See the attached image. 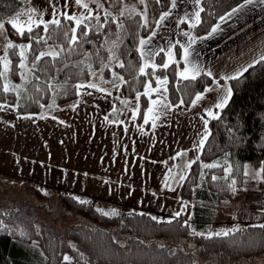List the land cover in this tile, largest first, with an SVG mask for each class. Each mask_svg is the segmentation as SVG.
<instances>
[{"label": "trees", "instance_id": "1", "mask_svg": "<svg viewBox=\"0 0 264 264\" xmlns=\"http://www.w3.org/2000/svg\"><path fill=\"white\" fill-rule=\"evenodd\" d=\"M27 1L0 0V23H4L11 42L32 45L25 53L30 71L19 92L13 89L5 92L0 75V102L15 104L21 113L53 111L64 104L76 103L78 84L90 81L97 74L113 93L116 109L108 114V119H114L116 114L118 118L125 106L122 101L139 95L137 121L149 128V121L144 120L149 97L143 92L148 79L155 82L157 77H165L171 102L182 100L185 105L213 80L207 73L195 79H183L179 75L183 69L180 58L163 69L160 66L162 60L165 62L163 52L156 57L157 67H148L146 74L140 72L143 68L140 40L153 31L173 0L143 3L98 0L103 11L83 19L80 27L63 15L58 19L59 25L47 22V31L40 25L33 27L32 33L25 29V35L20 36L7 18L18 13ZM243 1L201 0L194 36L208 33L225 13ZM48 51L59 55L34 59L35 55ZM177 52L180 54L178 45ZM16 53L7 50L11 61L7 77L12 82L22 81L19 63L23 58L18 54L19 49ZM0 73H3L2 61ZM230 84L232 97L218 119L209 121V135L200 159L193 163L179 189L183 197L199 200L193 206L191 221L182 216L152 220L151 212L141 210L104 215L107 212L91 200L66 191L50 197L40 187L25 183L23 187L31 190L30 195L16 196L14 200L6 195L0 200V264H244L246 261L249 264L253 259L264 264V228L260 227L264 223L242 224L235 228L239 231L227 236L207 232L214 217L210 203L240 197L248 164L264 168V59L234 76ZM202 161L221 166L203 169ZM229 165L233 169L231 176L224 171ZM232 180L237 182L235 194L229 189ZM3 181L0 177L2 186ZM260 181L264 189V174ZM2 189L7 190L5 186ZM21 189H9V194ZM81 200L87 203L82 204ZM256 207L259 209L257 201ZM193 230L202 235H194Z\"/></svg>", "mask_w": 264, "mask_h": 264}, {"label": "rangeland", "instance_id": "2", "mask_svg": "<svg viewBox=\"0 0 264 264\" xmlns=\"http://www.w3.org/2000/svg\"><path fill=\"white\" fill-rule=\"evenodd\" d=\"M98 2L82 0L88 4L86 9L75 0H28L18 13L7 19L18 18L19 24L27 29L28 14L46 23L63 15L83 18L103 11ZM33 8L36 11L29 13ZM4 32L0 35V56L7 54L6 45L11 40L6 28ZM161 42L156 40L154 44H164L166 54L171 52L167 44ZM224 55L223 52L220 57H210L211 60L199 68V74L210 72L213 80L195 95L189 105L171 102L168 82L166 85L157 83V78L163 80L165 77H157L155 82L148 79L143 92L149 97L144 115V120L150 123L149 128L137 121L139 95L126 98L127 103L118 118L116 114L112 120L104 119L116 106L112 91L97 74L90 81L78 84L85 87L78 88L76 103L64 104L53 111L21 113L15 104L0 102V177L4 180V185H0V200L6 195L13 197L11 200L30 195L31 190L23 185L31 183L50 197H57L61 191L70 192L93 201L110 214L113 211L141 210L151 212L160 220H169L180 212L185 219H192L193 206L199 200L180 194L184 181L180 176L186 178L191 169L186 165L197 157L200 159L202 150L198 144L205 131L209 132L212 119L208 110L218 116L223 108L215 105L220 102L224 90L230 88L233 92L230 76L226 75L230 73L231 63L238 65L234 67L237 69L243 64H240L241 57L232 61V57ZM242 56L246 59L248 54ZM146 61L148 67L157 66L151 53L149 58H144L143 68ZM22 72V81L16 82H12L7 74L6 78L3 75L4 84L19 92L24 87L28 70L22 69ZM149 83L152 89L159 91H149ZM88 84H96L104 91L89 88ZM197 95H202L203 99L194 104ZM153 101L162 103L154 105ZM164 104L170 107L165 108ZM149 109H153L152 113ZM205 120L208 121L206 125ZM180 153L186 155H178ZM202 162L204 169L206 162ZM260 169L249 164L245 167L249 176L245 177L244 190L238 199L223 198L219 203H210L214 217L208 233L234 229L246 223H264V210L256 207L264 190L260 181L262 174L256 175ZM165 182L175 190L165 187ZM4 186L6 191L2 189ZM9 189L21 190L9 194ZM182 202L188 203L186 209ZM244 264H248L247 261ZM249 264H259V259H253Z\"/></svg>", "mask_w": 264, "mask_h": 264}, {"label": "crops", "instance_id": "3", "mask_svg": "<svg viewBox=\"0 0 264 264\" xmlns=\"http://www.w3.org/2000/svg\"><path fill=\"white\" fill-rule=\"evenodd\" d=\"M200 11L201 0H175V6L173 7L172 3L161 14V16L164 13L169 15L163 21L160 20V16L153 31L142 38L149 41L143 46L140 45V51L144 53L143 62L145 57L149 58L150 53L156 59L161 52L164 53L167 62L166 47L164 44H154L156 40L167 44L173 54V61L178 58L183 61L182 71L191 69L194 65L201 68L204 62L211 60L210 57H220L224 52L226 53L224 56L233 58L232 61L236 57L242 58L240 64H243L240 68H234L238 65L231 63L230 73L226 74L234 77L264 57V0H253L252 3H248L247 0L241 2L217 21L212 27L217 29L214 33L211 29L202 36H194L193 28L200 20ZM196 13H199V20L196 18ZM183 23L186 25L182 26ZM185 33L189 35L186 36ZM177 45L180 48V54L177 52ZM185 48L188 49L187 62L184 56ZM245 53L248 54L246 59L242 56ZM189 75L192 73L189 72ZM251 214L248 213V215ZM208 226L207 230H209Z\"/></svg>", "mask_w": 264, "mask_h": 264}, {"label": "snow or ice", "instance_id": "4", "mask_svg": "<svg viewBox=\"0 0 264 264\" xmlns=\"http://www.w3.org/2000/svg\"><path fill=\"white\" fill-rule=\"evenodd\" d=\"M144 0H141V3H143ZM248 3H252L253 0H247ZM75 3L78 4V5H81L82 7L84 8H88V4L87 3H82V0H75ZM175 6V0H173V7ZM36 11L35 8L33 9H30L29 10V13H34ZM106 15H110L109 13H106ZM121 15H123V13H121ZM169 15V13H164L163 16L160 17V20L163 21L167 16ZM91 17H83V18H77L75 16H67V19L69 20H75V23H76V26L77 27H80V25L83 23V19H90ZM196 18L197 20H199V13H196ZM96 19H99V17H97ZM9 23L12 25L13 28H15L17 30V33L18 35L20 36H24L25 35V28L22 24H19V20L18 18L17 19H12L9 21ZM51 23L54 24V25H59L60 21L58 19H53L51 20ZM146 23V22H145ZM40 25H43L44 26V30L47 31L48 30V24L42 20V19H36L33 17V15L31 14H28V20H27V32L28 33H32L33 32V26L35 27H40ZM194 26V25H193ZM122 27V25H121ZM4 29H5V25L4 23H0V35H4L5 32H4ZM217 29L216 28H213L212 29V32L214 33ZM73 32H75V29H73ZM153 35H155V33H153ZM184 35L188 36L189 34L188 33H185ZM51 37H49L50 39ZM39 39H44V38H39ZM75 36L72 37V42L75 43ZM151 39V38H149ZM191 39V37H190ZM39 42V40L37 41ZM44 42L46 43V40H44ZM149 41H146V40H143L141 39L140 40V45L143 46L145 44H147ZM194 42V41H193ZM32 47L31 44H14L11 42V40H9L7 42V45H6V48L8 50H12V54L13 55H16V49H19V56L22 57L23 59L20 61L19 63V67L21 69H26L28 71H30V69L27 68V64L25 63V61L27 60V56L25 55V53L30 50ZM141 54L143 55L144 53L141 52ZM45 55H48V56H58L59 53H56V52H53V51H48V52H42V53H39V55H35L34 56V59L38 60L40 59L41 57L45 56ZM184 56H185V62H187V56H188V49L185 48L184 49ZM167 62H164L163 60L161 61V67L163 69H167L169 67L170 64H172L174 61H173V54L172 52H168L167 53ZM262 59H264V57H262ZM0 61H3V66H4V72L3 73H0V75H5V78H6V74L7 72L9 71V66L11 64V61L8 59L7 57V54H5L4 56H0ZM36 65L33 64L32 67L34 68ZM123 63L120 64V67H123ZM148 62L146 61L145 62V67L144 68H140V72L141 73H145V68L148 67ZM153 68L157 67L156 65H151ZM247 69H245L246 71ZM199 68H197L195 65L191 68V69H185L184 71L180 72L179 75L187 80L189 78L191 79H195L196 78V75L199 74ZM189 72L192 73L191 77H189ZM146 74V73H145ZM93 75H95V73H93ZM208 75H211V73L209 72ZM118 79L122 80L123 77H117ZM234 77H229V79H233ZM167 79H163L161 80L160 78H157V83L160 84V85H166L167 84ZM78 88H83L85 87V85L81 84L79 86H77ZM87 87L89 88H97L98 90L100 91H104L103 89H99L98 86L96 84H88ZM9 90V87L7 84L4 85V91L7 92ZM149 91H159V89H152L151 88V84L149 83ZM164 91L166 92L167 89L165 88ZM209 91H212V89H209ZM90 94V93H89ZM232 97V90L230 88H226L224 90V94L223 96L221 97L220 99V102L217 103L215 105L216 108H224L229 100L231 99ZM201 99H203V96L202 95H197L196 98H195V101H193V103L195 104L196 102L200 101ZM122 103H127L126 101H122ZM157 103H162V101H153V104H157ZM181 104L183 103V101L181 100L180 102ZM179 106V105H177ZM164 107L165 108H168L170 107L169 104H164ZM149 113H152L153 109H149L148 110ZM209 116H211L213 119H218V116H216L213 111L211 109L208 110V113H207ZM153 120H155V117H151ZM105 120H108V117L105 116L104 117ZM111 123V121H109ZM148 120L146 119L145 120V123H147ZM205 125L208 123L207 120L204 121ZM153 127H155V123H153ZM209 135V132L206 130L205 133L203 134V136L201 137L200 141H199V144H198V147L202 150V147L207 139V136ZM178 155H186V153H180ZM197 159H199V157H197ZM193 163H196V160H193L191 161L190 163H188L186 165V168H191V165ZM221 165H219L218 163L217 164H204L203 167L206 168V169H210V168H215V167H220ZM224 171L226 173H228L229 176H231V174L233 173V169L232 167L229 165L228 167L224 168ZM261 174H264V168H261L259 170L258 173H256V175H261ZM244 176H249V172L247 170H245V172L243 173ZM185 179V176L181 175L180 176V180L183 181ZM213 180L216 179L215 176L212 177ZM236 180H232L231 181V184L229 185V189L231 192H233L234 194L237 192V187H236ZM165 187H169L170 188V185H168L167 182H165ZM170 190L174 191L175 189H171ZM155 195V194H154ZM80 203L84 204V203H87V201H84V200H81ZM183 204V208L186 209L188 207V203L187 202H182ZM104 215H109V213H104ZM112 215H118V213H116L115 211H113ZM140 215H144V213H140ZM175 216H180L181 213L180 212H177L174 214ZM152 220H158L157 217L155 216H152L151 217ZM169 223H171V221H168ZM184 224H187V221H184L183 222ZM189 227H191V225H188ZM260 227L264 228V225H260ZM234 231H239V229H229V230H225V231H221V232H215V233H212L211 235H215V236H227L229 235L230 232H234ZM193 234L194 235H202L201 233H196L195 230H193ZM65 260H69L70 258L68 257H65L64 258Z\"/></svg>", "mask_w": 264, "mask_h": 264}, {"label": "built area", "instance_id": "5", "mask_svg": "<svg viewBox=\"0 0 264 264\" xmlns=\"http://www.w3.org/2000/svg\"><path fill=\"white\" fill-rule=\"evenodd\" d=\"M258 208L264 210V190L257 200Z\"/></svg>", "mask_w": 264, "mask_h": 264}]
</instances>
